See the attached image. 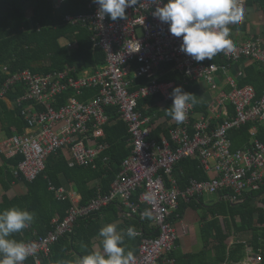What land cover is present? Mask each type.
Here are the masks:
<instances>
[{
    "label": "built area",
    "instance_id": "1",
    "mask_svg": "<svg viewBox=\"0 0 264 264\" xmlns=\"http://www.w3.org/2000/svg\"><path fill=\"white\" fill-rule=\"evenodd\" d=\"M236 2L242 7L247 0ZM91 7L89 13L66 14L64 20L89 28L93 46L106 54L103 66L78 73L75 67L67 66L47 74L29 69L11 74L4 67L9 76L2 84L0 96L23 85L24 93L16 103L22 107L21 115L27 125L23 133L0 140V156L11 159L22 155L14 174L30 182L44 172L48 156L60 149L69 152L73 164L94 163L107 147L100 140L110 120L108 107L117 109L127 124L133 149L124 159L111 191L99 194L87 205H80L70 196L72 206L61 222L55 220L54 230L26 242L36 250L23 263L29 260L27 264H42L53 244L71 232L80 217L100 211L120 198L131 213L142 214L146 209L152 212V234H146L142 227L135 228L141 239L135 264H159L165 253L177 247L179 234L172 216L181 200L228 190L225 198L238 203L246 192L259 188L264 181V141L258 137V127L264 125V95L258 98L252 84L240 86V76L230 74L231 66L242 59L258 62L264 68V33L244 41L230 38L234 48L228 55L223 53L226 63L207 59L197 62L180 50L182 38L173 36L169 25L152 15L156 5L151 0H140L137 7L126 9V19L116 21H110L108 16L101 21L97 16L99 6L93 2ZM164 63L172 64L175 71L184 75L183 83L199 80L210 86L208 90H217V94L209 113L195 118L194 106L189 107L186 120L171 128L169 137L160 141L151 138V117L143 116L139 100L156 94L166 101L172 98L177 83L158 79ZM141 77L148 82L136 86V79ZM222 77V85L229 90L217 83V78ZM87 89L97 92L80 100ZM67 91L73 95L62 104L61 95ZM248 123L253 124L249 141L234 149L230 131ZM193 157L199 158L208 179L192 178L182 189L173 175L174 166ZM50 188L59 199L69 194L62 186ZM136 192L140 193L134 201ZM145 195L152 198L150 203L144 201ZM183 231L187 232L185 225ZM246 250L252 264L261 261V255L250 245ZM166 263L174 264L175 260L167 259Z\"/></svg>",
    "mask_w": 264,
    "mask_h": 264
},
{
    "label": "trees",
    "instance_id": "2",
    "mask_svg": "<svg viewBox=\"0 0 264 264\" xmlns=\"http://www.w3.org/2000/svg\"><path fill=\"white\" fill-rule=\"evenodd\" d=\"M56 1L0 0V89L9 76V73H5L4 67H7L11 74L26 69L34 73L47 74L60 71L67 66L75 67L78 73L87 69L96 70L105 64L106 54L102 49L93 46L89 28L82 24L73 25L64 20L66 14L92 11L93 0H61L58 3ZM245 5L255 12L261 11L264 16V0H247ZM108 19L112 21L109 17ZM249 21L250 17L248 19L244 17L242 21L229 25L230 38L237 40L238 32L246 34ZM244 61L245 59H242L239 63ZM210 62L226 63L227 60L223 53H219ZM249 62L240 74L239 85L252 84L259 98L264 95V68L258 62ZM136 67L137 62H134L133 68ZM159 73L160 81H175L183 91L196 96L198 103L194 105L195 118L209 113L211 96L203 82L191 80L183 83L184 75L173 70L170 63L162 64ZM147 82L148 79L145 77L137 78L136 86ZM229 89L227 87V90ZM96 92V89H87L79 99L83 101L89 99ZM23 93V85L18 84L0 96V132H3L0 140L23 133L26 129L27 124L21 115L22 107L16 103ZM72 95V91L65 92L61 95V103H65ZM163 100L160 94L139 100V109L143 116L151 117L149 124L151 138L160 141L169 137V130L178 125L166 114L173 102L172 98L161 107L159 103ZM107 112L110 120L104 126L105 135L100 140L106 143L107 147L94 163L73 164L70 156H67V150L60 149L48 156L44 172L30 182L14 174V169L23 158L22 155L11 159L0 156V187L3 189L0 211L17 207L34 213L35 217L28 228L12 234L10 238L26 243L54 230L55 220L61 222L66 217L72 206L70 195L65 193L64 197L59 199L50 188L52 185L57 188L63 186L61 177L74 186L80 195V205H87L99 194L111 191L112 183L121 171L124 159L132 152L133 145L128 126L117 113V109L108 107ZM161 119L170 124L164 126ZM252 126L253 124L248 123L230 131L234 149L243 147L249 141ZM258 129V137L264 141V125H259ZM173 175L182 189L192 178L208 179V174L197 157L178 162L174 166ZM17 183H22L26 190L10 196L8 192ZM139 193L133 195L134 201L138 200ZM227 193L228 190L221 191L216 200L206 204L202 201L203 197L180 201L179 209L173 218L184 216V212L190 206L202 207L200 234L203 247L198 252L184 254L177 248L167 252L161 258L165 260V264L167 259H174V264H243L247 257L248 245L256 254L261 255V261L257 264H264V181L259 188L246 192L243 200L238 203H232L225 198ZM122 209V206L114 202L100 211L80 217L74 223L73 230L63 234L53 244L50 255L43 257L42 264L65 262L75 264L82 256L96 251L91 234L99 230L103 223L116 221ZM133 216L137 221L135 225L125 221L117 230L124 234L129 226L141 225L146 234L153 233V229L148 228L149 219L142 218L141 214ZM231 237L234 240L230 243ZM140 241L139 237L128 238L125 235V250H132L135 255ZM28 262L29 260L23 264ZM159 264L163 262L159 261Z\"/></svg>",
    "mask_w": 264,
    "mask_h": 264
},
{
    "label": "clouds",
    "instance_id": "3",
    "mask_svg": "<svg viewBox=\"0 0 264 264\" xmlns=\"http://www.w3.org/2000/svg\"><path fill=\"white\" fill-rule=\"evenodd\" d=\"M93 2L99 6L97 16L101 21L105 16L112 21L126 19V9L140 4V0ZM151 3L156 5L152 15L167 23L173 36L182 38L180 50L195 61L212 60L219 53L228 55L233 50L229 25L244 18L243 9L236 0H151ZM171 97L173 102L166 114L181 124L186 120L187 109L196 105L198 100L180 86L172 90ZM151 199L148 195L144 197L145 202L150 203ZM141 215L142 218H152V212L147 209ZM34 218V213L17 207L0 211V264H23L29 255L35 253L34 245L10 238L28 228ZM125 235L134 238L135 228L129 226L122 234L115 224H106L99 229L103 250L84 255L75 264H135L134 252L125 250Z\"/></svg>",
    "mask_w": 264,
    "mask_h": 264
},
{
    "label": "crops",
    "instance_id": "4",
    "mask_svg": "<svg viewBox=\"0 0 264 264\" xmlns=\"http://www.w3.org/2000/svg\"><path fill=\"white\" fill-rule=\"evenodd\" d=\"M59 0L56 1V3H58ZM246 5L242 6L241 8L243 9V12H244V17L248 19V17H250V7H245ZM253 10V9H251ZM257 14H259V18L258 20H252L251 17V21H249V25H248V31L246 34L242 33V32H238L236 34V37H237V40H234V41H244L246 39H248L249 37H251L252 35H257V34H263L264 33V16L263 14L261 13V11H256ZM247 13V14H245ZM251 22H254L253 24ZM250 60H245L244 62L242 63H236L234 64L233 66H231L230 68V74L233 75V76H240V74L243 72L244 70V67L250 63L249 62ZM174 70V69H173ZM179 73V72H178ZM180 74V73H179ZM160 75V73H159ZM223 77L220 79L222 81ZM175 82V81H174ZM221 87H223L224 85H222V82H220L219 84ZM177 86V85H176ZM225 87V86H224ZM227 89V86L225 87ZM206 90L210 93V96H211V101H210V106H209V109L212 105V102H213V99L216 95H212V92L210 90H208L206 88ZM161 95V94H160ZM163 97V96H162ZM164 98V97H163ZM169 100H163L161 103H159V106L161 107H164L166 102H168ZM151 119V118H150ZM165 119H161V121L163 122V125L164 126H168L170 124V122H166L164 121ZM151 122V120H150ZM0 126H1V122H0ZM26 130V129H25ZM170 131V130H169ZM3 136V132H0V138ZM67 152V156L69 157V152ZM62 178V181H63V186L67 192H69L70 196L71 197H74L76 200H80V195L75 191L74 189V186L72 184H68L65 179L63 177ZM26 190V187L22 184V183H17L13 186V188L8 192V194L10 196H13L15 193L17 194L18 192L19 193H23L24 191ZM2 194H3V189L2 187H0V200H1V197H2ZM218 196V195H217ZM115 203L119 204L120 206L123 207L122 211H121V214L118 215V219L116 221H112L110 222L111 224H115L117 227L120 226L121 224H123L125 221H130L131 223H133V225H135V223L137 222L136 221V217L133 216L134 213H131L130 210L127 208V206L122 202V200L119 198L117 199L116 201H114ZM113 202V203H114ZM174 219V218H173ZM197 222H199L200 224V227L202 226V223L200 221V219L197 220ZM108 222L106 223H103L102 224V227L105 226L106 224H110ZM185 225V224H184ZM138 227H142L141 225L139 226H136L134 228H138ZM176 227V226H175ZM182 227V228H181ZM148 228L150 230H152L151 226H150V219H149V226ZM177 228H181L183 229V226L180 224V225H177ZM118 231V230H117ZM183 234L186 235L183 231ZM194 236H189V235H186V238L182 237L179 235V238L177 240V243H179V246L176 247L177 250L180 252V248L181 247H185L186 249H188L189 247H193V245H201L200 241L196 239V233L194 232L193 233ZM137 237V236H136ZM91 238H92V241H93V246H94V249L96 251H102L103 250V245H102V237L99 236V230L97 231H94L92 234H91ZM231 239L233 240V237H231ZM231 243V241H230ZM203 247V246H202ZM175 248V249H176ZM198 249V248H197ZM200 250H195V251H192L191 249L188 250V251H181L183 254L184 253H188V252H198ZM160 262H163V264H165V260L164 259H161ZM167 264V263H166ZM243 264H252L250 262V260H248V257H246L243 261Z\"/></svg>",
    "mask_w": 264,
    "mask_h": 264
},
{
    "label": "rangeland",
    "instance_id": "5",
    "mask_svg": "<svg viewBox=\"0 0 264 264\" xmlns=\"http://www.w3.org/2000/svg\"><path fill=\"white\" fill-rule=\"evenodd\" d=\"M251 10V9H250ZM250 17L252 20H258L259 18V14H257V12L253 11L250 13ZM252 24L254 22H251ZM139 35H141V31H138ZM221 80L219 78H217V83L220 84ZM205 87L208 89L210 88L209 85H207L206 83H204ZM212 95H216L217 94V90H212ZM211 163L214 164V161L211 159ZM217 199V195H212V194H204L202 201L204 204L209 203L213 200ZM203 213V209L202 207H193L190 206L186 209V211L184 212V216H182L181 218H174L173 222L174 225L176 226V229L178 231V234L184 238H186V235L194 236V232L196 233V239L200 241L201 245H193V247H189L188 249H186L185 247H181L180 251H188V250H192V251H197V250H201L202 246H203V242L201 239V234H200V224L199 222H197L198 219H200L201 215ZM184 225L186 226L187 232L185 233L186 235L183 234V229L181 228H177V225ZM242 239H248L246 237H241ZM234 240V238H233ZM232 239H230L231 242H233ZM198 248V249H197Z\"/></svg>",
    "mask_w": 264,
    "mask_h": 264
}]
</instances>
